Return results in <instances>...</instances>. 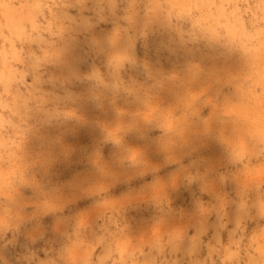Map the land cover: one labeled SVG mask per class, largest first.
<instances>
[{
	"label": "clouds",
	"instance_id": "9594fccd",
	"mask_svg": "<svg viewBox=\"0 0 264 264\" xmlns=\"http://www.w3.org/2000/svg\"><path fill=\"white\" fill-rule=\"evenodd\" d=\"M124 2L0 0V264H264L207 155L264 156V0Z\"/></svg>",
	"mask_w": 264,
	"mask_h": 264
},
{
	"label": "rangeland",
	"instance_id": "374dc122",
	"mask_svg": "<svg viewBox=\"0 0 264 264\" xmlns=\"http://www.w3.org/2000/svg\"><path fill=\"white\" fill-rule=\"evenodd\" d=\"M132 0H125L124 3L120 5V15H124L123 9L128 8ZM112 27L111 24H102L97 29L98 33L107 31ZM83 67V66H82ZM87 141V137L83 138ZM207 155L211 158L212 163L216 165L217 171L215 173L217 190L221 193H227L228 197L237 203L240 202L241 196L248 199L249 204L252 205L250 213H248L243 221V226L246 231L242 233L245 237V243H251V237L257 234L259 228H264V219L259 218V208L261 201V194H264V187L260 186V171L261 167L264 166V156L251 157L246 159L243 163L237 165H230L227 163L225 154L222 148L218 147L215 142L210 143ZM68 173L65 172V175ZM223 174L226 179L223 183L220 181V175ZM26 195H30V190H25ZM204 199L207 201L210 198L205 196ZM183 205L185 213L189 214L184 217V223H190L189 216L193 211L191 202L188 199L187 193L177 201V207ZM91 207L90 201H85L82 203L70 204L66 209L65 215H75L76 213L83 212ZM234 208V205H233ZM233 208L229 209L228 216V230L223 233V242L225 246L231 245L229 239V231L234 227V214ZM252 217H255L253 219ZM215 221V215L210 217L207 221L209 228H211ZM50 223L51 221H46ZM103 223V220L96 219L95 225ZM211 231L209 236H211ZM207 240L208 237H205ZM206 254V253H205ZM231 253L226 247L224 250V256L228 257ZM219 264V261H218ZM232 264V261H229Z\"/></svg>",
	"mask_w": 264,
	"mask_h": 264
}]
</instances>
